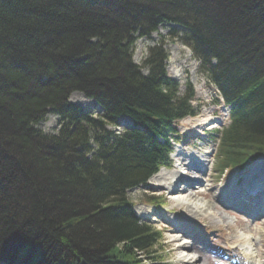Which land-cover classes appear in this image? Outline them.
Here are the masks:
<instances>
[{"label": "trees", "instance_id": "trees-1", "mask_svg": "<svg viewBox=\"0 0 264 264\" xmlns=\"http://www.w3.org/2000/svg\"><path fill=\"white\" fill-rule=\"evenodd\" d=\"M164 23L231 106L217 169L264 156V0H0V264H171L126 193L170 166L173 123L195 114L164 39L132 61Z\"/></svg>", "mask_w": 264, "mask_h": 264}, {"label": "rangeland", "instance_id": "rangeland-1", "mask_svg": "<svg viewBox=\"0 0 264 264\" xmlns=\"http://www.w3.org/2000/svg\"><path fill=\"white\" fill-rule=\"evenodd\" d=\"M170 28L171 26L168 23L160 24L148 36L138 37L133 46L132 61L134 64L141 66L148 52V48L157 45L161 39H164L165 45H163V48H165L168 54L166 61L167 76L178 82L181 93L184 91L185 83L190 84L195 94V100L192 103L197 111L195 118H209L213 121L212 124L216 125L214 129L209 127L211 124L202 127V125H197V122L190 123V121L186 120L187 118L175 123L174 128L177 131V138H182V142H177L174 145V152L176 148L186 149L187 151L195 150L198 153L197 155L203 153L204 150L209 151L206 169L201 173L202 176H200V178L205 179L200 184L203 188L200 187V190V188H196L195 186L191 190L211 202L217 214L208 215L200 213V216L195 217V209L193 206L187 203H178L171 199L169 197L170 191L164 189L163 186L154 181V175L148 180L146 185L129 189L127 191V197L134 203V211L138 216L142 215L141 211L144 208L150 211L149 214L147 213L148 216L139 217L141 220L150 223L151 227L156 230H162L164 236L160 244L162 248H159V251L162 252L163 256L164 254L166 256L165 259L167 260H164V262L188 264L184 260L180 249L177 247L175 238L173 239L175 229L187 230L184 226L177 227L178 224L176 222L181 219L192 227H195L194 229L198 227L203 232L199 238L197 237L198 239L193 237L190 230H188L189 233L187 234H190L188 235L189 238L195 239L191 242L193 249L202 253L204 264H213L215 258V255L206 251L208 246L220 248L237 247L239 252H244L246 251L244 242L247 243V241L252 245L253 256H255L254 260H256V263H260L264 261V215H258L253 220H250L237 210L227 209L224 203L213 194L212 189L220 186V183H226L232 173H234V183L232 186H243L246 178L250 176L251 169L257 162L251 163L243 170L234 169L233 171L229 170L222 173L216 171V165L218 163L216 158L218 130L228 123L229 108L224 105L213 86L207 81L205 74L199 71V62L191 56L190 50L177 38L169 37ZM141 72L145 73L146 70L141 69ZM68 101L74 102L73 104L80 106L84 111L91 113L95 117L102 115L100 107L92 99L87 98L79 91L70 93ZM198 127H201V129L199 130ZM38 128L43 133H56L57 116L48 113L39 123ZM109 128L112 129V127ZM197 131H200L201 134L197 133ZM172 167L171 170L173 169ZM163 170L170 171L169 169ZM163 170L161 169L159 172ZM193 171L195 172L196 170ZM258 175V172L253 173L248 183L251 184L254 179L257 180ZM156 197L164 198L162 204L160 202L161 206L153 207L149 205V203H156ZM209 232H212V235ZM146 263L147 261L144 264Z\"/></svg>", "mask_w": 264, "mask_h": 264}, {"label": "bare ground", "instance_id": "bare-ground-1", "mask_svg": "<svg viewBox=\"0 0 264 264\" xmlns=\"http://www.w3.org/2000/svg\"><path fill=\"white\" fill-rule=\"evenodd\" d=\"M212 63H215V60H212ZM190 85V84H189ZM194 92V90H193ZM182 94V93H181ZM71 101V100H70ZM194 99L190 100V105H192ZM190 121V123L197 122V125L204 127L206 125L211 124L209 127L213 128L216 125L212 124L209 118L205 119H186ZM198 129L200 130L201 127ZM197 133L201 134L200 131ZM177 152L173 154L174 166L173 169L170 171H161L153 176V180L156 181L159 185L163 186L164 189L169 190V197L175 200L178 203H187L188 205L193 206L195 209V217L200 216L201 214H210L216 215V211L214 210L212 203L204 199L203 197L197 195L193 189L195 186L196 188H203L201 183L205 181L202 177V172L206 169V163L208 162V150H204L203 153L197 155L198 153L195 150L187 151L186 149H177ZM193 170H196L195 172ZM258 170V171H257ZM198 171V172H197ZM197 172V173H196ZM258 172V179L259 181L256 186L258 188L250 189L247 183L243 186L234 187L232 184L234 183V173L230 175L229 180L226 183H220V186L212 188L213 194L217 196L221 202L224 203L225 206L231 209L242 210L249 215H258L264 214V190L260 191V189L264 188V161L257 162L249 175H253V173ZM255 180V179H254ZM263 185V187H261ZM261 188H260V187ZM200 188V190H201ZM206 189V188H204ZM219 193V194H218ZM255 193H257L255 195ZM257 198V199H256ZM257 200V202H256ZM150 209V208H148ZM150 211L144 208L141 211L142 216H148ZM148 218V217H147ZM151 218V217H150ZM154 218V217H152ZM195 228V227H194ZM193 228V229H194ZM187 231V232H186ZM175 233L173 234V239L177 242V247L180 249L181 253L183 254L184 260L188 264H204L202 260V254L200 251L193 250L192 240L194 238H189L187 234L189 233L188 230H181L175 229ZM193 237L198 239L199 237L194 232L191 233ZM191 235V236H192ZM198 237V238H197ZM247 241V240H246ZM204 242V240H203ZM249 244V245H247ZM244 246L246 251L247 261L249 264H264V261L260 263H256L254 260L252 245L249 241L247 243L244 242Z\"/></svg>", "mask_w": 264, "mask_h": 264}]
</instances>
